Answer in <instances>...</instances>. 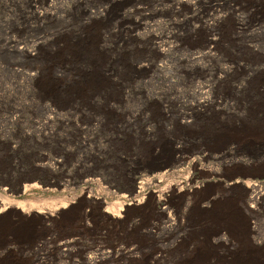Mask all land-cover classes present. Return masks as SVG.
Masks as SVG:
<instances>
[{"label":"rangeland","instance_id":"rangeland-1","mask_svg":"<svg viewBox=\"0 0 264 264\" xmlns=\"http://www.w3.org/2000/svg\"><path fill=\"white\" fill-rule=\"evenodd\" d=\"M51 1L0 0V264H264V57L194 60L206 2ZM185 17L195 37L157 57Z\"/></svg>","mask_w":264,"mask_h":264},{"label":"bare ground","instance_id":"bare-ground-1","mask_svg":"<svg viewBox=\"0 0 264 264\" xmlns=\"http://www.w3.org/2000/svg\"><path fill=\"white\" fill-rule=\"evenodd\" d=\"M84 1V0H83ZM90 1V0H89ZM135 1V0H134ZM156 1V0H155ZM173 1V0H172ZM175 1V0H174ZM240 1V0H239ZM239 1L238 0H189V4L190 6H194L195 8L198 5H202L205 2L208 3L209 8L207 9V12H209L208 17L209 19L207 20V22H205L204 24V28L207 31L208 35V39H207V45L208 48L207 50H204L202 52L197 53V55H200L199 57H195L193 58L194 60L198 61L199 59H208V58H218V48L221 45L222 42H229L230 43H234L236 44V52L237 55L243 56V58L245 57L246 59H243V61H245V63L241 64L239 62H237L236 60H232V59H228V64L231 65L230 67H225V68H221V72L222 74H229L230 71H235L238 69H242L245 68L246 66H250L251 65V61H250V57L249 56H256V57H264V40L261 39V36L264 35V12L261 13V9L264 8V0H259L255 5L253 6L250 10H249V15H254L252 17V19L250 20V23L246 22L244 19H246L244 16V19H240V18H236L238 19V21H236V25L238 26L237 28H233L230 29L227 26H225L226 21H227V17L228 14H224L223 11V16L217 15L218 14V10L219 9H223L224 8H228L231 9L233 12L237 13L240 12L242 9L239 6ZM85 2V1H84ZM107 2H119V0H107ZM136 2V1H135ZM222 2V3H221ZM256 2V1H253ZM44 4H52L53 1L51 0H43ZM251 3V2H250ZM81 4V0H76L75 1V5H80ZM115 4V3H114ZM118 4V3H116ZM134 4V2H133ZM139 4V3H138ZM137 4V5H138ZM183 3H180L178 6H182ZM74 5V6H75ZM245 5V4H244ZM73 6V5H72ZM88 6V5H87ZM92 6V5H91ZM140 6V5H139ZM138 6V7H139ZM184 6V5H183ZM187 6V5H186ZM36 6H33L31 8H33L32 13L33 16L36 20H44V19H49V18H55L57 16L58 13H55L54 11H45L44 13L39 12L36 8ZM135 7V6H134ZM199 7V6H198ZM247 7V6H246ZM250 7V4H249ZM95 11L89 10L87 8H85L84 10V15L88 18V20L90 22L94 21L95 19H100L99 17L103 16L104 14H107V10H100V7L98 5V7H95ZM189 8V6L187 7ZM205 8V6H204ZM245 8V7H244ZM248 8V7H247ZM148 9V8H147ZM146 9V10H147ZM205 9V10H206ZM249 9V8H248ZM151 10V9H150ZM175 10V9H174ZM181 10V9H180ZM179 10V13H181V11ZM183 10V9H182ZM194 10V9H193ZM210 11L212 13H210ZM263 11V10H262ZM109 12V11H108ZM188 12V11H187ZM231 12V11H230ZM110 13V12H109ZM189 13V12H188ZM191 13V12H190ZM247 13V12H246ZM155 14V13H154ZM192 14V13H191ZM220 14V13H219ZM234 14V13H233ZM257 14V15H255ZM153 15V14H152ZM158 15V14H157ZM207 15V14H206ZM232 15V12L229 14ZM154 16V15H153ZM236 16V15H235ZM247 16V14H246ZM177 17V16H176ZM196 17V16H195ZM199 17V16H198ZM202 17V15H201ZM204 17V16H203ZM207 17V16H206ZM251 17V16H250ZM33 18V19H34ZM130 18V17H129ZM155 18V17H154ZM235 18V17H234ZM248 18V17H247ZM122 20H124L125 18H123V16L121 17ZM204 19V18H202ZM249 19V18H248ZM120 20V19H119ZM185 22H187V27L185 25V27L181 28L182 30L180 32H169L167 39H169V41H171V43H169L166 47L161 48V47H156L157 49V54L159 58H161L162 60H166L168 58H171V56L174 57V55L181 51L184 48V45L186 43V41L191 40L192 38L195 37L197 29H193V30H188V28H190L191 25V20L192 18L189 17H185ZM40 21V22H41ZM194 21V20H193ZM134 22V21H133ZM184 22V23H185ZM229 23V21H228ZM95 25V24H94ZM203 25V24H202ZM90 26V25H89ZM92 28V26H91ZM175 28V27H174ZM177 28H179L177 26ZM203 28V29H204ZM90 29V28H89ZM188 31V32H187ZM87 32V31H86ZM90 35V34H89ZM81 36V35H80ZM165 36V35H164ZM207 37V36H206ZM166 39V38H164ZM79 40V39H78ZM85 40V39H84ZM157 40V39H156ZM8 41V40H7ZM33 41V40H32ZM31 41V42H32ZM41 41V40H40ZM122 41V40H121ZM206 41V40H205ZM10 42V41H9ZM27 42V41H26ZM12 44H14V48H17L22 45V42H14L11 40ZM9 43V44H10ZM75 43V42H74ZM84 43V42H83ZM231 43V44H232ZM29 44V43H28ZM36 44V43H35ZM90 44V43H89ZM40 43L37 44V46H39ZM46 45V44H45ZM79 45V44H78ZM32 46V45H31ZM86 46V45H85ZM85 46H81V50H82V54L79 53L78 54V46L74 45V48H72L69 52L70 53V57H72L73 59L76 58L77 62H82L84 60L83 56H85V59L87 58V56L89 55L88 53V48ZM89 46V45H88ZM61 47V46H60ZM73 47V46H72ZM36 48V47H35ZM221 48V47H220ZM16 49V50H17ZM31 49V48H29ZM62 49V47H61ZM70 49V48H69ZM15 50V49H14ZM19 50H23L22 52H26L27 50L23 48H20ZM41 50V49H40ZM88 50V51H87ZM90 50H92L90 48ZM187 50V49H186ZM189 50V49H188ZM95 51V50H94ZM192 51V50H191ZM28 52V51H27ZM31 52V51H30ZM36 52V51H35ZM187 52V51H186ZM190 53V52H189ZM223 53V52H222ZM27 54V53H26ZM34 54V52H33ZM86 54V55H85ZM69 55V53L67 54ZM189 55V54H188ZM193 55V54H191ZM190 55L189 58H191L192 56ZM221 56V55H220ZM224 56V55H223ZM182 57V56H181ZM194 57V55H193ZM58 60V59H57ZM210 60V59H209ZM91 64L90 66L93 65V67H95L94 69H97L99 67L96 68L95 63L93 62V60L91 59ZM166 64H158L155 65V69H158L159 71L162 72V70L164 69V66ZM154 68V67H153ZM264 68V65H263ZM210 69V68H209ZM89 70V69H88ZM254 71V70H253ZM257 71V70H256ZM92 72V71H91ZM90 72V73H91ZM205 72V71H204ZM43 73V72H42ZM206 73V72H205ZM220 73V72H219ZM37 74V72H36ZM93 78L96 79V74L93 73ZM28 75V73H27ZM103 75V74H102ZM220 75V74H219ZM219 75H216L215 79L219 78ZM31 76V75H29ZM89 76V75H88ZM39 77V76H38ZM99 77V76H98ZM208 77V76H207ZM37 78V77H36ZM89 78V77H88ZM92 78V79H93ZM100 78V77H99ZM223 78V77H222ZM221 78V79H222ZM29 79V78H27ZM32 79V78H31ZM55 79V78H54ZM91 80V78H89ZM220 79V78H219ZM35 81V80H32ZM46 81V80H45ZM86 81V80H85ZM49 83V82H48ZM89 83V82H88ZM90 83H95L94 81H90ZM52 84V83H51ZM50 84V87H51ZM86 85V84H85ZM45 86V85H44ZM54 86V85H53ZM49 88V87H48ZM90 88V87H88ZM47 89V88H46ZM50 89V88H49ZM71 89V88H70ZM54 90V89H53ZM50 91V90H49ZM60 91V90H59ZM74 92L69 91L70 94H77L78 93V89L77 90H73ZM56 92V91H55ZM65 92V91H64ZM58 93V92H57ZM63 94V93H62ZM67 94V93H66ZM56 95V94H55ZM79 95V94H78ZM70 96V95H69ZM25 189V188H24ZM257 200V199H256ZM6 206V205H5ZM4 206V207H5ZM11 206L8 204L5 209H9ZM4 209V210H5ZM68 246V245H66Z\"/></svg>","mask_w":264,"mask_h":264},{"label":"water","instance_id":"water-1","mask_svg":"<svg viewBox=\"0 0 264 264\" xmlns=\"http://www.w3.org/2000/svg\"><path fill=\"white\" fill-rule=\"evenodd\" d=\"M169 168H172V166H170ZM161 170H163V168ZM258 179L260 181L264 180V178H261V177H259ZM40 185L42 187H45V184L40 183ZM23 191H24V188L22 186H20V188H18L16 190H9L8 194L18 197V196H21L23 194Z\"/></svg>","mask_w":264,"mask_h":264}]
</instances>
